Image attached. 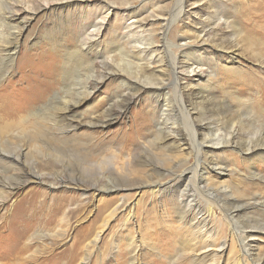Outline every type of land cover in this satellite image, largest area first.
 <instances>
[{
    "label": "rangeland",
    "instance_id": "rangeland-1",
    "mask_svg": "<svg viewBox=\"0 0 264 264\" xmlns=\"http://www.w3.org/2000/svg\"><path fill=\"white\" fill-rule=\"evenodd\" d=\"M177 2L0 0V264H264L263 146L249 156L203 144L204 158L222 163L201 171L200 180H191L192 172L186 171L197 167L193 149L188 164L175 170L182 183L177 198L190 197L181 206L168 196L153 197L147 188L94 195L88 188L98 182L119 185V176H143L140 168L130 173L129 157L120 154L126 141L131 148L124 154H134L140 145L149 163L169 164L165 155L170 154L151 146L154 139L169 136L166 147L173 150L187 139L178 115L181 99L194 123L215 99L227 101L230 93L247 100L250 110L264 109V0H181L182 12L170 25L166 19ZM223 14L234 30L219 29ZM15 38L13 70L2 73L7 56L1 52ZM77 39H86L85 46L68 57L77 51ZM173 43L181 47L174 51L175 72L168 63ZM128 51L141 52L139 66L167 89L130 98L138 89L156 87L136 81ZM104 52L108 58L99 56ZM193 60L204 67L216 61L223 69L183 72ZM174 73L194 77L191 86L190 80L180 83L177 101ZM125 84L129 90L110 101ZM84 90L87 103L71 114L51 110L52 100L66 92L77 99ZM37 94L43 97L33 100ZM163 100L171 103L161 107ZM117 106L127 108L124 119L102 132L81 128L94 113ZM250 112L234 131L241 137L237 144L254 142L264 131V118L254 119ZM206 123L198 124L203 131L197 127L199 144L219 135ZM74 126L80 130L73 131ZM222 193L240 197L238 206L248 210L227 204L218 197ZM119 197H124L123 209L105 206ZM177 210L191 213L181 220ZM248 223L263 230L241 229ZM239 230L252 235L243 244Z\"/></svg>",
    "mask_w": 264,
    "mask_h": 264
},
{
    "label": "bare ground",
    "instance_id": "bare-ground-1",
    "mask_svg": "<svg viewBox=\"0 0 264 264\" xmlns=\"http://www.w3.org/2000/svg\"><path fill=\"white\" fill-rule=\"evenodd\" d=\"M177 3L178 4H177L176 11L174 13H172L171 15H169L166 19V22L170 23V25L172 24V22L175 23V21L178 19L179 15L182 12L181 0H178ZM220 19L223 22H222V25L219 26V29L220 28L229 29V30L233 29L234 26L231 23L227 22L224 14L221 15ZM198 34H196V36L192 37L194 42L198 41V39H199ZM78 37H80V36H78ZM77 40H78V42L76 44L77 48H78L77 51L74 53L68 54V57H72V55H78L82 51L81 48L83 46H85L84 42L86 41V39H82L81 40L82 42L79 39H77ZM7 43H8L7 44L8 48L1 52L2 54H5L7 56L5 58L6 60L4 62V68L5 69H3L2 73L5 71L7 72L8 69L13 70L14 58H15V55L17 54V50H18L17 38H15V41L13 44H11L10 42H7ZM171 47H172L171 48L172 50L168 54L169 55L168 63L173 66V70L175 72L176 68L178 67L179 62L176 59V52H174V51L181 48V47L179 45L174 44V43L171 45ZM218 48H221L222 50L226 49L224 47H218ZM120 52H121V50H120ZM196 52H198V51H195V53ZM127 53H128V54H126L127 65L134 67L137 70L136 81L139 83L141 79H144L146 82H148L146 85L153 84L156 87V88L138 89L135 94L130 96V98L131 97L137 98L138 96H140L141 94H144V93L163 92L164 90L167 89V87H165L162 83H160V82L156 83V81L153 80L152 76L149 75L147 73V71H145V68L143 69L141 66H139V62H141V55H142L141 52L134 54V53H132V51H128ZM121 54H123V53L121 52ZM106 55H107V53L104 52V53L100 54L99 56L101 58H103ZM185 56H187V55H185ZM106 57L108 58V56H106ZM134 57L136 58V61H133L132 58H134ZM200 62H201L200 60H193V62L190 63V66H187L186 68L182 69V71L183 72L184 71L194 72L195 71L194 69H201V70L205 69L210 74H212V73H214V70L220 71V69H223V68H221V64L217 63L216 61L212 62L209 65H206L205 67L203 66L204 64L202 63L203 64L202 65ZM68 63H69V60L67 59V64ZM158 63L163 64L164 61L162 59H160V61ZM91 65H92L91 70L94 71L96 64L92 63ZM165 65H166V63L164 64V66ZM118 79H121V77H118ZM193 79H194V77L188 78L185 76H177L174 73L175 82L171 87H172V91L174 93L173 98L175 101H177L181 98L180 95L178 94L179 89H180V83L185 82L187 80H190L189 86H191ZM195 86H197V85L195 84ZM124 87L125 88H122L121 91H119L116 95H114L110 101H115V100L121 98L123 93H126L125 91L129 90L127 87V84H125ZM84 89H86V88H84ZM84 94H85V90L82 93L77 92L76 93L77 97H79V95H82V96L75 99V97H73L70 94V92H66L65 96L59 97L56 100H52L51 103H49L51 110H53V111H59L60 110V111L65 112L67 115L71 114L76 108H80L87 103L86 96L88 94L86 93L87 95L85 94V96H84ZM35 97L36 98L33 100L39 99V98L43 97V95L37 94V95H35ZM243 100L244 99L239 98L237 96V93L236 94L230 93L227 97V101L215 99L207 108H205L203 110V114H201L200 117L197 116L198 117V123H194L193 121L190 120V114L188 112V109L186 108L185 102L181 99V102H180L181 104L178 105V115L182 119V121H184L182 128L184 129V133L186 134L187 139L182 141V145L178 144L177 147L174 148L173 150H170L169 148L166 147V142H168L166 139L169 136L159 137V138L154 139V141L152 142V146H151L153 148V150H160L164 153L168 152L170 155H165V157H168L169 162H170L169 164L149 163L145 157V154L143 155V152L146 149L140 145L134 154H131V153L130 154H127V153L124 154L127 147L131 148V144L128 143L129 145H127L126 144L127 141H126L124 143V145H122V148H121L122 151L120 154L121 155H127L129 157V159H127L126 165H128V169L130 170L129 171L130 173L135 172L136 168H140L141 174L143 176H140L137 178L136 176H132L129 174L128 177L123 178V179L121 176H119L117 178L119 185L109 186L106 182H98L97 184H93L91 186H88V188L90 187L89 189L92 190L93 195L96 193H103V192H111V191L116 192V191H119L123 188L125 189L128 187H130V188L136 187L137 189L147 188L149 193L153 197L162 196V195L168 196V197H171L173 199V202H172L173 205L181 206L182 201L183 200L187 201L188 199H190V197L182 196V199L177 198V194L180 192V188H181L182 183L180 180H178L179 177L176 176L175 170L179 166H183L185 164H188L186 158L189 156V154L192 152L193 149H196V147H197L196 158H195L197 170H196V168H194V169L188 168V169H186V171L190 170L192 172L191 173V180H194L196 178H198L200 180L201 171L203 172L205 170L206 172H208L209 169L213 170L216 167H219L222 163V161H220L219 159H208L206 156L204 158V155L202 153V149L200 148L201 146H203V144L209 145L211 147L223 146L226 148H232V150H234L236 148L237 149L236 151L239 154L240 153L241 154L246 153L249 156H253V155H256L257 153H259L258 150H255L257 147H261V146L264 147V131L262 134H260V136L256 137L254 142H253V140H251V141H248V143H246V142H242L240 144L236 143V141L241 137L238 136V134H234V131H236V129L241 124V122H240L241 117L245 118V116L248 115V112L251 111L250 115L254 119L260 120L262 117L264 118V109L262 108L261 105H259V107L257 109L258 111L257 110L254 111L253 109L250 110V108H248L246 105L248 103L247 100H245V101H243ZM227 102H229V103H227ZM162 103L163 104L161 105V107H163V106L167 107V106H169V104L171 102L169 100H163ZM190 105L192 106V103H190ZM156 107L157 108L159 107V103H157ZM156 107H155V110H156ZM126 111H127L126 107L117 106L116 111L110 109V110L105 111L103 114L96 115L97 113H94L91 116V118L93 119L92 121H87L86 123L81 125L82 127L80 125H79V127L86 128V129H90V128L97 129L98 131L102 132L113 121L119 120V119L120 120L124 119L123 117H124ZM245 120H243V121H245ZM204 122H207L205 124L206 126H204V127H207L209 129V132L219 133V135L218 136L212 135L209 138H207V137L202 138L201 139L202 143L199 144L197 137H196L197 136L196 130H198L197 129V127H199L198 124L201 125V123H204ZM68 127L69 126H67V128ZM79 127L74 126L73 131L80 130ZM199 129L203 131V127L200 126ZM168 133H169V135H172L173 131L168 130ZM136 135H138V134H136ZM172 140L173 139H171L170 141H172ZM95 147L96 146L92 147V149H95ZM183 155H185V156L183 157ZM116 159H117V157H116ZM198 169H199V171H198ZM248 169L249 168H247V171H248ZM253 169H254V167H252V169H250V170L253 171ZM149 171H150V173H149ZM259 179H263V178H259ZM192 186H193L192 187L193 190L191 192L195 193V191L197 190L196 185H192ZM195 188H196V190H195ZM218 197L222 198L227 204L239 209V211H241V212H245L248 210L247 207L241 208L242 206H240V207L238 206L241 203V200H239L240 197L237 198L234 194L226 195L225 193H222V194H219ZM244 199L245 198H243V200ZM248 199L250 200V198H248ZM251 199L255 200L256 197L253 196ZM188 203L189 202H187V204ZM125 205L126 204L124 203V197H119V198L113 199V200L105 203V206H111L113 212L119 211L120 209H123L125 207ZM261 208H264V205H262ZM130 210H131V208H130ZM177 213H178V215L181 216L180 219L184 220V219H187L188 215L191 212L185 213L182 210V211H178ZM208 214L211 215L212 213L209 211ZM131 217L132 216H130V219H131ZM128 222L129 221H127V220L124 221V225L121 227L122 230H125L124 229L125 225L128 224ZM245 228L249 229L250 231H252V230H255V231L256 230H258V231L263 230L261 228H255V227L251 226V224H249V223L246 224V227L245 226L241 227V229H245ZM236 235L239 236L238 242H240L241 244H243V242L245 241V239L247 237L252 236L250 234H241L240 230L237 231ZM127 244H128L127 246L132 245L131 239H127ZM224 247H225V245L222 246V248H224ZM243 251H244V254L246 255L245 258L249 257V252H247L245 250H243Z\"/></svg>",
    "mask_w": 264,
    "mask_h": 264
}]
</instances>
